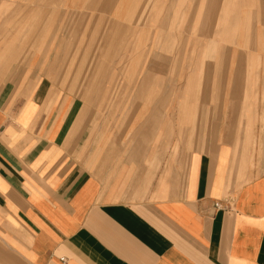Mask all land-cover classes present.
<instances>
[{
  "label": "crops",
  "instance_id": "crops-1",
  "mask_svg": "<svg viewBox=\"0 0 264 264\" xmlns=\"http://www.w3.org/2000/svg\"><path fill=\"white\" fill-rule=\"evenodd\" d=\"M36 74L0 54V264H264L252 141L228 133L183 172L164 153L111 165L73 130L75 99Z\"/></svg>",
  "mask_w": 264,
  "mask_h": 264
},
{
  "label": "rangeland",
  "instance_id": "rangeland-1",
  "mask_svg": "<svg viewBox=\"0 0 264 264\" xmlns=\"http://www.w3.org/2000/svg\"><path fill=\"white\" fill-rule=\"evenodd\" d=\"M8 53L75 99L108 164L164 153L183 172L228 133L264 154V0H0Z\"/></svg>",
  "mask_w": 264,
  "mask_h": 264
},
{
  "label": "built area",
  "instance_id": "built-area-1",
  "mask_svg": "<svg viewBox=\"0 0 264 264\" xmlns=\"http://www.w3.org/2000/svg\"><path fill=\"white\" fill-rule=\"evenodd\" d=\"M221 206H222L221 203H215L214 205L215 209L220 208Z\"/></svg>",
  "mask_w": 264,
  "mask_h": 264
}]
</instances>
